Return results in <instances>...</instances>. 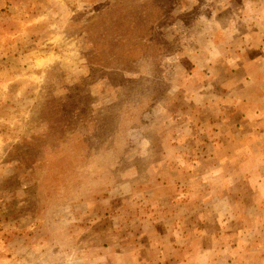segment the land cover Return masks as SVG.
<instances>
[{
    "label": "rangeland",
    "instance_id": "374dc122",
    "mask_svg": "<svg viewBox=\"0 0 264 264\" xmlns=\"http://www.w3.org/2000/svg\"><path fill=\"white\" fill-rule=\"evenodd\" d=\"M252 63L264 0H0V264H264Z\"/></svg>",
    "mask_w": 264,
    "mask_h": 264
},
{
    "label": "crops",
    "instance_id": "0c3cea01",
    "mask_svg": "<svg viewBox=\"0 0 264 264\" xmlns=\"http://www.w3.org/2000/svg\"><path fill=\"white\" fill-rule=\"evenodd\" d=\"M252 66H254L253 68H256L257 73H258V78L255 81L254 80L251 81L250 80L251 78L248 76V79L251 81L254 88H260L261 87L263 89V93H264V73H262L263 71H261V69H258V68H260L258 64L252 63ZM260 92H261V90H260ZM251 113H256V110L251 111ZM251 113H249V114H251Z\"/></svg>",
    "mask_w": 264,
    "mask_h": 264
}]
</instances>
